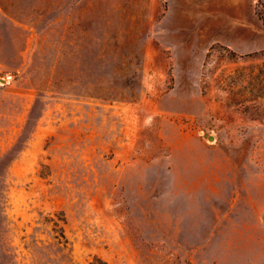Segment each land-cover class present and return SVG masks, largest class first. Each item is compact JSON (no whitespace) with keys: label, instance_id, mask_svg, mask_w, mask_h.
<instances>
[{"label":"rangeland","instance_id":"1","mask_svg":"<svg viewBox=\"0 0 264 264\" xmlns=\"http://www.w3.org/2000/svg\"><path fill=\"white\" fill-rule=\"evenodd\" d=\"M0 264H264V0H0Z\"/></svg>","mask_w":264,"mask_h":264},{"label":"water","instance_id":"2","mask_svg":"<svg viewBox=\"0 0 264 264\" xmlns=\"http://www.w3.org/2000/svg\"><path fill=\"white\" fill-rule=\"evenodd\" d=\"M206 139L207 140H212V137L211 136H207Z\"/></svg>","mask_w":264,"mask_h":264}]
</instances>
